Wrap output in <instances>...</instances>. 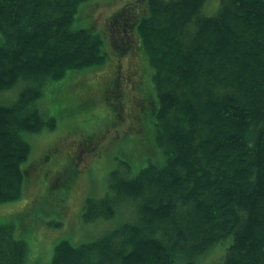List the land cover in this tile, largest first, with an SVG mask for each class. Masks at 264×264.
I'll use <instances>...</instances> for the list:
<instances>
[{
  "label": "trees",
  "instance_id": "trees-1",
  "mask_svg": "<svg viewBox=\"0 0 264 264\" xmlns=\"http://www.w3.org/2000/svg\"><path fill=\"white\" fill-rule=\"evenodd\" d=\"M86 1L0 0V204L26 187L28 138L56 126L41 107L45 90L105 63L102 32L72 27ZM208 1L126 0L112 15L110 61L137 71L127 78L139 96L134 116L120 75L99 91L111 128L130 121L127 131L142 137L141 166L109 172L104 194L81 207L83 223L111 228L76 245L58 241L51 264H194L225 239L222 264H264V0H217L212 13ZM135 52L152 69L154 101ZM81 84L71 100L84 107L93 93ZM121 209L129 213L118 221ZM28 258L27 242L0 223V264Z\"/></svg>",
  "mask_w": 264,
  "mask_h": 264
},
{
  "label": "rangeland",
  "instance_id": "rangeland-1",
  "mask_svg": "<svg viewBox=\"0 0 264 264\" xmlns=\"http://www.w3.org/2000/svg\"><path fill=\"white\" fill-rule=\"evenodd\" d=\"M125 1L88 0L78 6L72 27L94 28L102 32L105 63L99 69H91V72L78 76L82 80H76V74L67 75L45 90L46 96L42 100L44 105L41 107L46 111V118L54 117L56 126L53 130L45 128L28 138L30 153L21 164L27 175L26 187L18 200L0 204V223L12 224L15 234L28 244L29 258L26 264H51L53 249L58 241L67 240L76 245L110 229L114 221L101 219L83 223L79 215L81 207L86 198L104 194L109 172L123 173V165L127 163L131 171L141 166V162L136 159L140 158L137 151L141 149L142 137L136 130L127 131L129 120L119 126L121 128H111L115 117L105 104V95L99 91L101 86L107 88L108 84H114L113 78L120 75L126 86L124 102L128 104V114L134 116L131 104L139 96L133 82H128L127 78L134 76L137 71L127 69L124 59H119L123 65L117 68L113 62L117 52L111 49L117 33H113L109 22L112 15L123 8ZM127 2L136 5V0ZM216 6L217 0H209L204 10L212 13ZM133 63L146 81L142 91H146L154 101L152 69L140 52H135ZM80 81L81 87L86 86L84 91H88L89 87L93 93L90 97L93 98L92 102L84 107L79 106L81 102L78 100H71V97L81 94L83 87L77 88L75 92L70 89L72 84ZM152 100L147 102L150 104ZM110 103L115 104L116 101L111 99ZM154 104L152 102L151 111L155 109ZM115 135H118L117 138ZM128 213V210L121 209L117 220L125 219ZM227 245L226 239L219 242L194 264H222ZM181 264L188 263L183 261Z\"/></svg>",
  "mask_w": 264,
  "mask_h": 264
}]
</instances>
